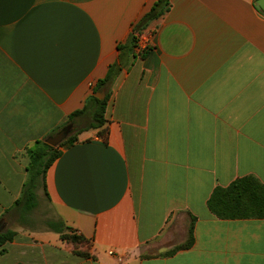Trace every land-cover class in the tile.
I'll list each match as a JSON object with an SVG mask.
<instances>
[{"label": "crops", "instance_id": "1", "mask_svg": "<svg viewBox=\"0 0 264 264\" xmlns=\"http://www.w3.org/2000/svg\"><path fill=\"white\" fill-rule=\"evenodd\" d=\"M157 1L0 0V264H264V219L207 207L239 178L264 186V12L166 0L137 26ZM96 94L103 136L70 120ZM69 124L22 199L30 149Z\"/></svg>", "mask_w": 264, "mask_h": 264}, {"label": "trees", "instance_id": "2", "mask_svg": "<svg viewBox=\"0 0 264 264\" xmlns=\"http://www.w3.org/2000/svg\"><path fill=\"white\" fill-rule=\"evenodd\" d=\"M162 2H165V4ZM166 5V0H158L153 5L149 13L144 16L142 21L152 20L158 15H161L162 9ZM132 41L134 42L135 39L132 38ZM106 80L107 78L98 82L95 92L100 91V88ZM106 101L107 95L102 100L94 96L91 97L81 110L71 114L70 120L74 117L90 112L93 120L92 126L100 129L104 124L103 113ZM102 132L103 131L100 129L98 132L99 136H103ZM76 140L75 132L71 133L58 147L55 148L48 146L41 141L35 142L34 146L30 149L31 162L29 170L31 178L27 188L23 192L22 199H25L28 194L31 199V203H33L34 198L32 189L35 186L36 177L41 175L43 176L46 169L60 155L58 148L68 147L76 142ZM27 189H29V191ZM207 207L209 211L219 219H264V186H262L255 178L250 176L239 178L227 187H216L207 201ZM58 232L62 241L72 244L73 253L75 255L81 258L91 257L89 253V249L91 247L90 240L74 231L65 232L58 230ZM191 232L192 230L190 229L188 240L184 244L166 252L165 254L170 255L177 250L188 248L192 244ZM11 237V233H0V246L9 241ZM78 246L85 247V250H78Z\"/></svg>", "mask_w": 264, "mask_h": 264}, {"label": "water", "instance_id": "3", "mask_svg": "<svg viewBox=\"0 0 264 264\" xmlns=\"http://www.w3.org/2000/svg\"><path fill=\"white\" fill-rule=\"evenodd\" d=\"M255 7L258 10H261L262 12H264V0H256ZM95 97L98 99L101 98L98 94H96ZM72 131H73V126L69 124L63 127L61 130H59L53 136H50L47 139H45L44 143L51 147H57L69 136V134Z\"/></svg>", "mask_w": 264, "mask_h": 264}, {"label": "rangeland", "instance_id": "4", "mask_svg": "<svg viewBox=\"0 0 264 264\" xmlns=\"http://www.w3.org/2000/svg\"><path fill=\"white\" fill-rule=\"evenodd\" d=\"M139 23V22H138ZM145 21H141V23L140 24H137V26L139 25V27L141 26V27H143L144 25H145ZM137 26H136V28H137ZM86 116H90V112L89 113H85V114H83V115H80L79 116V118H80V120L78 121L79 123H78V126H77V128H80V127H83L85 124H86V122H89V117H86ZM43 205H41L39 208H37V210H34V220H36V218H35V216L37 217V219L39 220L40 218H39V216L41 217L43 214L41 213L43 210L41 209L45 204L44 203H42ZM41 220V219H40ZM37 221V220H36ZM38 222V221H37ZM77 249L78 250H80V251H83V250H85V247H83V246H78L77 247Z\"/></svg>", "mask_w": 264, "mask_h": 264}]
</instances>
